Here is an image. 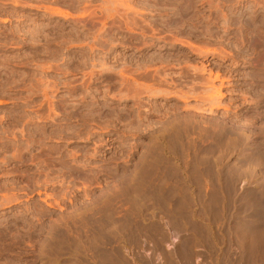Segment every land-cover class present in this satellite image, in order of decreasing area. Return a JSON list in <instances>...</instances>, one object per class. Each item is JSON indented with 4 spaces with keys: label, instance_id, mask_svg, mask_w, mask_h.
I'll use <instances>...</instances> for the list:
<instances>
[{
    "label": "rangeland",
    "instance_id": "374dc122",
    "mask_svg": "<svg viewBox=\"0 0 264 264\" xmlns=\"http://www.w3.org/2000/svg\"><path fill=\"white\" fill-rule=\"evenodd\" d=\"M0 264H264V0H0Z\"/></svg>",
    "mask_w": 264,
    "mask_h": 264
},
{
    "label": "bare ground",
    "instance_id": "6f19581e",
    "mask_svg": "<svg viewBox=\"0 0 264 264\" xmlns=\"http://www.w3.org/2000/svg\"><path fill=\"white\" fill-rule=\"evenodd\" d=\"M220 94V93H219Z\"/></svg>",
    "mask_w": 264,
    "mask_h": 264
}]
</instances>
